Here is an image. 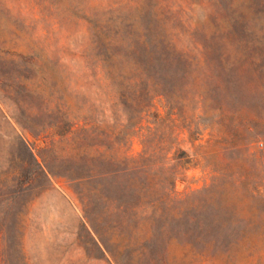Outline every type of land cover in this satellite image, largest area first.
Returning a JSON list of instances; mask_svg holds the SVG:
<instances>
[{"label":"rangeland","instance_id":"374dc122","mask_svg":"<svg viewBox=\"0 0 264 264\" xmlns=\"http://www.w3.org/2000/svg\"><path fill=\"white\" fill-rule=\"evenodd\" d=\"M0 264H264V0H0Z\"/></svg>","mask_w":264,"mask_h":264}]
</instances>
